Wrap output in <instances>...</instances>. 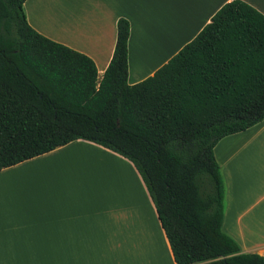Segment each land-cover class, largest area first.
<instances>
[{"label": "trees", "instance_id": "trees-1", "mask_svg": "<svg viewBox=\"0 0 264 264\" xmlns=\"http://www.w3.org/2000/svg\"><path fill=\"white\" fill-rule=\"evenodd\" d=\"M25 0H0V169L82 138L129 159L176 264H264L222 229L216 143L264 119V14L224 3L156 71L128 82L117 20L101 76L86 54L35 30Z\"/></svg>", "mask_w": 264, "mask_h": 264}, {"label": "crops", "instance_id": "crops-1", "mask_svg": "<svg viewBox=\"0 0 264 264\" xmlns=\"http://www.w3.org/2000/svg\"><path fill=\"white\" fill-rule=\"evenodd\" d=\"M231 0H25L28 23L80 51L101 76L117 20L129 23L128 82L167 62ZM264 14V0H243ZM223 231L264 255V119L214 146ZM0 264H176L133 163L77 138L0 169ZM194 264H202L194 263Z\"/></svg>", "mask_w": 264, "mask_h": 264}]
</instances>
